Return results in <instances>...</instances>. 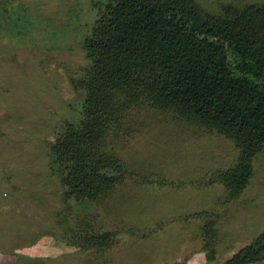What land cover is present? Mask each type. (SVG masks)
I'll list each match as a JSON object with an SVG mask.
<instances>
[{
  "label": "rangeland",
  "instance_id": "rangeland-1",
  "mask_svg": "<svg viewBox=\"0 0 264 264\" xmlns=\"http://www.w3.org/2000/svg\"><path fill=\"white\" fill-rule=\"evenodd\" d=\"M8 1L31 8L30 16L22 11L31 26L23 38L9 28L0 33V233L28 229L14 254L0 252V264H223L264 232V151L246 190L229 200L211 177L237 163L235 142L153 107L131 112L112 143L129 171L124 181L100 202L67 195L48 166L50 146L83 109L86 90L69 77L84 73L82 42L103 0ZM198 1L210 9L264 2ZM59 211L71 215L67 222L55 217ZM88 216L94 231L116 233L102 254L77 244L73 230ZM213 222L217 257L208 261L213 230L204 228Z\"/></svg>",
  "mask_w": 264,
  "mask_h": 264
},
{
  "label": "trees",
  "instance_id": "trees-1",
  "mask_svg": "<svg viewBox=\"0 0 264 264\" xmlns=\"http://www.w3.org/2000/svg\"><path fill=\"white\" fill-rule=\"evenodd\" d=\"M20 3L0 0V33L9 28L25 37L31 19L22 11L30 16L31 8ZM82 45L88 63L83 75L69 79L75 89L86 90V99L79 118L63 122L48 160L67 195L100 202L124 181L129 171L112 143L131 112L145 107L232 139L237 163L211 181L225 185L229 200L243 194L254 158L264 151V2L210 9L198 0H103ZM60 211L55 217L67 222L71 215ZM78 222L83 227L72 230L79 247L102 254L116 243V233L94 231L98 224L89 216ZM27 229L16 235L9 226L8 236L0 233V252L14 254ZM214 229V222L204 228L213 230L204 246L208 261L217 257ZM260 261L264 232L223 264Z\"/></svg>",
  "mask_w": 264,
  "mask_h": 264
}]
</instances>
